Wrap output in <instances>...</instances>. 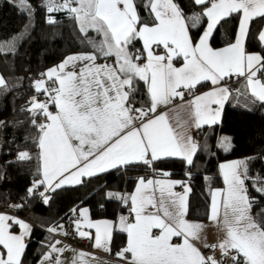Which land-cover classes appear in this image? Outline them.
<instances>
[{"label": "snow or ice", "instance_id": "6c2138e0", "mask_svg": "<svg viewBox=\"0 0 264 264\" xmlns=\"http://www.w3.org/2000/svg\"><path fill=\"white\" fill-rule=\"evenodd\" d=\"M194 3L204 6L203 12L186 16L176 0H145L143 8L152 21L146 23L136 0H46L42 6L49 14L47 22L55 23L53 14L66 12L77 22L93 51L70 54L33 83L34 92L46 94L47 99L39 101L33 96L26 109L39 132L38 171L42 175L27 189L29 196L38 194L47 204L49 193L81 184L83 177L138 163L151 165L163 158L179 157L193 165L199 143L176 131L167 115L157 112L174 98L182 99V89L191 91L202 82L214 86L190 101L191 118L197 129L218 123L225 101L231 96L230 89L222 83L226 77H243L254 98L252 102L264 104V54L248 52L245 46L250 23L264 18V0ZM19 6L22 12H32L27 0H20ZM234 14L239 15L234 40L223 48H213L210 40L214 31ZM202 17L207 19L206 28L194 40L190 29L197 28ZM89 31L98 34V42L88 37ZM258 39L264 42V30ZM137 41L143 42V51L132 50ZM14 46L11 44L5 53V45L0 44V54H10ZM161 46L165 51L157 54L156 49ZM179 58L183 64L176 67L173 61ZM100 59L105 63H98ZM140 82L146 85L149 99L136 107L141 103L136 99ZM0 89H8L2 75ZM53 107L55 112L51 111ZM218 146L230 150V138H222ZM17 159L32 157L22 151ZM220 168L226 188L212 192L208 220L221 228L224 236L217 244L204 243V247L218 248L223 257H230L232 264H264V210L256 216L252 214L259 201L249 196L246 186V180L252 179L248 163L236 160L221 164ZM177 184L183 186V193L173 191ZM41 187L43 191L39 190ZM253 190L264 196V180L254 182ZM190 192L184 181L144 177L138 178L130 196L109 192V198H118L125 204L130 201V212L134 214V222L119 218L128 240L117 256L124 258L130 253L131 264H223L205 256L197 246L206 226L187 219ZM71 211L78 212L87 228L95 229V247L102 248L111 240L113 222L91 221L87 208ZM72 223L80 237H90L89 232L80 230L81 220L73 219ZM14 225L22 230L19 234L13 231ZM30 231L27 222L0 214V264H23L24 236ZM173 238H182V242L173 243ZM58 243L48 245L41 264H61L59 256L64 249L57 248Z\"/></svg>", "mask_w": 264, "mask_h": 264}, {"label": "trees", "instance_id": "16d2710c", "mask_svg": "<svg viewBox=\"0 0 264 264\" xmlns=\"http://www.w3.org/2000/svg\"><path fill=\"white\" fill-rule=\"evenodd\" d=\"M186 16L202 13V5H196L194 0H176ZM32 12H22L20 0H0V44L5 45L0 54V74L8 84V89H0V210L10 209L29 220L33 225L26 242L23 264H35L51 243L52 236L47 232L50 227L62 223L66 229L72 228V220L77 213L73 208L87 207L93 219L107 218L114 221L110 249L111 253L119 252L126 244L127 233L122 231L116 222L121 216L130 215L129 203L125 204L118 198H109L108 193L117 196H130V193L140 177H165L179 179L191 188L190 198L195 201L191 216L203 219L206 216L208 198L213 188L221 187L223 179L219 163L226 160L243 158L248 163L249 176L246 180L249 196L259 203L252 209L256 216L264 210V196L253 190V183L264 180V104L253 103L249 94H243V99L234 104L229 101L234 94L229 85L231 96L224 105L220 121L215 125L203 126L198 130L196 141L200 148L194 156L193 165L177 157L163 158L151 165L143 163L129 165L126 168L111 169L93 177H85L81 184L65 186L49 193L51 199L45 204L39 195L29 196L27 189L34 180L40 178L38 169V129L30 122V114L26 110L29 100L36 96L39 100L43 93L34 92L33 83L47 69L57 65L64 57L72 53L91 52L83 34L78 30L77 22L69 18L66 12L53 14L55 23H48L46 0H27ZM138 12L146 23L151 18L143 8L145 0H136ZM189 24L191 21H188ZM239 15L223 21L214 31L210 40L212 47H221L234 40ZM206 18L201 24L190 29L194 40L205 29ZM264 25V18H255L250 23V33L246 40L247 51H257L264 54V46L258 39V34ZM90 39L99 41L97 33L89 31ZM12 43V44H13ZM143 51L140 41L135 42L132 49ZM104 61L103 59H100ZM108 63H112L111 60ZM210 86L202 82L192 91L199 92ZM139 94L136 99L141 103L148 101L146 85L139 83ZM53 108H51L52 110ZM228 135L232 147L224 151L218 142ZM27 151L32 159L18 161L19 152ZM254 158V159H248ZM170 173L164 176L163 173ZM190 173V175H186ZM43 191V187L39 189ZM22 205L21 207H15ZM17 226H13L16 230Z\"/></svg>", "mask_w": 264, "mask_h": 264}, {"label": "crops", "instance_id": "0c3cea01", "mask_svg": "<svg viewBox=\"0 0 264 264\" xmlns=\"http://www.w3.org/2000/svg\"><path fill=\"white\" fill-rule=\"evenodd\" d=\"M206 25H207V19H206ZM206 25H205V28H206ZM238 26H239V22H238ZM238 26H237V30H238ZM262 30H264V25L261 28L260 32ZM236 33H237V31H236ZM140 42H141V45H142V48H143V42L142 41H140ZM260 42L264 46V42H262V41H260ZM226 45L221 46V47H213V48L219 49V48L225 47ZM154 49H155V46H154ZM156 51H157V54H163L165 50L161 46L159 49H156ZM248 52L259 53L257 51H248ZM79 53H88V52H79ZM72 54H74V53H72ZM69 55H67V56H69ZM66 57H64L61 61H63ZM98 63H105V61L98 60ZM173 63H174V65L176 67H180L183 64V59L182 58L176 59V60L173 61ZM52 67H54V66H52ZM52 67H50V68H52ZM261 78L264 79V76H262ZM222 83L224 85H226L228 88H229L230 84L232 85L235 96L232 95L230 97L229 101H231L234 104H238L243 99V97H242L243 94H249L250 95V91L246 88V81H245V79L243 77H239V76L233 75L231 77H226ZM213 87L214 86L210 83L209 87H207L206 89H204L202 91H199V92H194L192 90L189 91L187 89H182V91L184 92V95H183L182 99L179 98V97L174 98L170 104H168L166 106L165 105H161L158 108L157 112L166 114L167 117H168L169 123L172 124V126L175 128L176 131L183 132V133H185L187 135H190V136L193 137L194 140H196L195 132L197 130H199L200 128L199 129L195 128L194 123L192 121L191 113L193 111V106L190 104V101H192L195 96H198V95H201L203 93H206V92L210 91ZM226 102L227 101H225V103ZM51 111L55 112L56 109L53 107V109ZM222 111H223V109H222ZM221 114H222V112H221ZM220 118H221V116H220ZM220 118H219V121H220ZM204 126H209V125H204ZM177 158H179V157H177ZM236 160H244V159L243 158L231 159V160H226V161H222V162L219 163V170H220L222 179H223V171L220 168V165L221 164H225V163H229V162H232V161H236ZM38 169L39 170L41 169V160L39 158V149H38ZM83 178H85V177H83ZM40 179H42L41 173H40V178L38 180H40ZM145 179H153V180H157V179L168 180V179H170L172 181H183V180H179V179L165 178V177H155V176H150V177H147ZM137 184H138V181L134 185L130 195L134 193L135 188L137 187ZM68 186H71V185H68ZM225 188H226V185H225L224 180H223V184H222L221 187L213 188L211 190V192L209 194V198H208V207H207L206 216L203 219H199V218H195V217L191 216V210H192V208L194 206V203H195L194 201L195 200L193 198H190V195L188 194V215H187V219H189L190 221H193V222L204 223L205 226H206L205 229H204V232L202 234L203 235L202 242H198L197 243V246L200 248L201 251H203L204 249H209V248H205L204 247V243L217 244L222 239V237L224 236L223 230L221 228H218L216 224H214V223H212V222H210L208 220V215H209V211H210L212 192L217 190V189H225ZM173 191L176 192V193H183L184 192V188H183L182 185L177 184V185L174 186ZM156 196L157 197L159 196V192L158 191L156 192ZM84 208H87V207L83 206V207H81L79 209H84ZM130 209H131V205H130V201H129V210ZM222 211H223V209H221V212ZM0 214H7V213L4 212L3 210H0ZM7 215H9V214H7ZM88 218L91 221H102V220L111 221V222H113V228H114V225H115L114 221L111 220V219H107V218L93 219L90 216L89 212H88ZM125 218L128 219V222H134V214H131V212H130L129 217L125 216ZM15 219L23 220V221L27 222L31 227L33 225L29 220H27L26 218H24V217H22L20 215H18L16 217H13V220H15ZM75 219H79V220L82 221V226H81L80 230L90 233V237H84V238H89L90 239L89 243H88V249H78V248H75V247H73L71 245H68L65 242V240L68 238V236H67V234H65L67 232H66V227L64 225H63V228H60V227L56 228V231H49V229H53V228L55 229V227H50V228L47 229V232L52 236V240H51L50 244H54L57 241H59V243L56 244V247L64 249L63 253L60 254V256H59L61 264H74V262H75V264H131V254L130 253H126L124 258H121V257L117 256V253H120L127 246L128 237L126 239L125 246L119 252H117L115 254H112L111 253V249H110V241L111 240L109 242H107L105 244V246L102 247V248L95 247L94 246L95 245V229L87 228V226L83 224V218L79 216L78 212H77V216H76ZM10 223H11V221H10ZM117 223L119 224V220L116 222V224ZM16 226H17V230H13V231L18 234L19 231H20V228H19L18 225H16ZM72 228L77 233V235L79 236V233L75 229L74 225H73ZM112 231H113V229H112ZM154 231H157V230H154ZM29 234H30V232L25 234V236H24L25 245H26V242L28 240ZM157 234H158V231H157ZM172 242L173 243H177V244L181 243L182 242V238H173ZM210 250L216 254L217 260H219L222 257L221 252H220V250L218 248H212ZM48 251H49V248H47L44 253H46ZM81 252L85 253L86 255L84 257H81L79 255ZM233 254L234 253H230V255H233ZM42 256L40 257V259L35 264H41Z\"/></svg>", "mask_w": 264, "mask_h": 264}, {"label": "built area", "instance_id": "2783aa9c", "mask_svg": "<svg viewBox=\"0 0 264 264\" xmlns=\"http://www.w3.org/2000/svg\"><path fill=\"white\" fill-rule=\"evenodd\" d=\"M197 135H198V131L195 132V136ZM3 211L9 214L12 218L18 216V214L13 210L3 209ZM66 232L68 238L65 240V242L68 245H71L78 249H88V243L90 240L89 238L78 236L77 233L73 230V228L66 229ZM202 252L205 256H210L217 260L216 254L212 252L210 249H204ZM218 261H222L223 264H232L230 257L226 259L225 257L222 256Z\"/></svg>", "mask_w": 264, "mask_h": 264}, {"label": "rangeland", "instance_id": "374dc122", "mask_svg": "<svg viewBox=\"0 0 264 264\" xmlns=\"http://www.w3.org/2000/svg\"><path fill=\"white\" fill-rule=\"evenodd\" d=\"M13 41H14V40H13ZM13 41H11V44L13 43ZM46 71H47V70H46ZM46 71H45V72H46ZM45 72H44V73H45ZM40 78H41V77H40ZM40 78H39V79H40ZM45 79H46V78H45ZM46 99H47V96H46V94H44V95H43V98L39 99V101H45ZM197 131H198V130H197ZM224 137H228V135H223V138H224ZM228 138H229V137H228ZM60 225H63V224L60 223V224L56 225V226H55V229H56V228H59L58 226H60ZM53 229H54V228H53ZM16 230H17V229H16ZM21 231H22V230L20 229L19 233H20ZM19 233H18V234H19Z\"/></svg>", "mask_w": 264, "mask_h": 264}]
</instances>
